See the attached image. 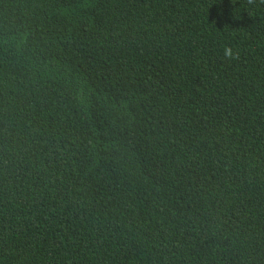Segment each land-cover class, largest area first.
I'll list each match as a JSON object with an SVG mask.
<instances>
[{"label": "trees", "instance_id": "1", "mask_svg": "<svg viewBox=\"0 0 264 264\" xmlns=\"http://www.w3.org/2000/svg\"><path fill=\"white\" fill-rule=\"evenodd\" d=\"M0 264H264V0H0Z\"/></svg>", "mask_w": 264, "mask_h": 264}, {"label": "clouds", "instance_id": "2", "mask_svg": "<svg viewBox=\"0 0 264 264\" xmlns=\"http://www.w3.org/2000/svg\"><path fill=\"white\" fill-rule=\"evenodd\" d=\"M254 0H248L249 4H252ZM223 55L226 60H235L238 58V51H234L231 47H225L223 50Z\"/></svg>", "mask_w": 264, "mask_h": 264}]
</instances>
